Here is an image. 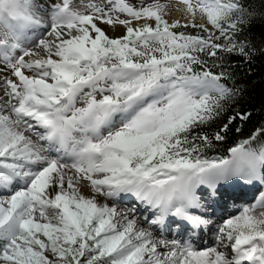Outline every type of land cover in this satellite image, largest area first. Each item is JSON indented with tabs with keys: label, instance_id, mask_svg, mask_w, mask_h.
Masks as SVG:
<instances>
[{
	"label": "snow or ice",
	"instance_id": "obj_1",
	"mask_svg": "<svg viewBox=\"0 0 264 264\" xmlns=\"http://www.w3.org/2000/svg\"><path fill=\"white\" fill-rule=\"evenodd\" d=\"M257 62L264 0H0V264H264Z\"/></svg>",
	"mask_w": 264,
	"mask_h": 264
},
{
	"label": "trees",
	"instance_id": "obj_2",
	"mask_svg": "<svg viewBox=\"0 0 264 264\" xmlns=\"http://www.w3.org/2000/svg\"><path fill=\"white\" fill-rule=\"evenodd\" d=\"M247 71L246 67L239 69L241 76H243L244 81L248 83L249 92L252 97L251 102L248 107L253 110V116L250 123H248L244 132L247 134L253 124H258L262 119H264V111H256L259 109L261 104L264 103V65L257 62L252 66V73L245 75ZM222 152H209L208 155H221Z\"/></svg>",
	"mask_w": 264,
	"mask_h": 264
},
{
	"label": "bare ground",
	"instance_id": "obj_3",
	"mask_svg": "<svg viewBox=\"0 0 264 264\" xmlns=\"http://www.w3.org/2000/svg\"><path fill=\"white\" fill-rule=\"evenodd\" d=\"M122 34H123V31L122 30L121 31H117L115 33L109 32V35H122ZM203 242H204V244H209L210 243V240H205Z\"/></svg>",
	"mask_w": 264,
	"mask_h": 264
},
{
	"label": "rangeland",
	"instance_id": "obj_4",
	"mask_svg": "<svg viewBox=\"0 0 264 264\" xmlns=\"http://www.w3.org/2000/svg\"><path fill=\"white\" fill-rule=\"evenodd\" d=\"M134 2H135V0H134ZM171 2H172V3H177L178 0H171ZM173 15H174V16H178V15H180V13H179V12H174ZM171 18H172V17H169V19H171ZM234 214H237V213H234ZM202 243L204 244V242H202Z\"/></svg>",
	"mask_w": 264,
	"mask_h": 264
}]
</instances>
